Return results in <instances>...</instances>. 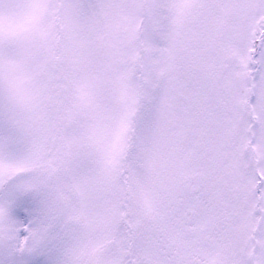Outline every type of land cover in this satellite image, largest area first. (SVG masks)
<instances>
[{
    "label": "snow or ice",
    "instance_id": "1",
    "mask_svg": "<svg viewBox=\"0 0 264 264\" xmlns=\"http://www.w3.org/2000/svg\"><path fill=\"white\" fill-rule=\"evenodd\" d=\"M0 264H264V0H0Z\"/></svg>",
    "mask_w": 264,
    "mask_h": 264
}]
</instances>
